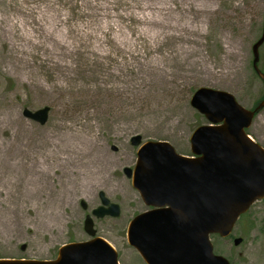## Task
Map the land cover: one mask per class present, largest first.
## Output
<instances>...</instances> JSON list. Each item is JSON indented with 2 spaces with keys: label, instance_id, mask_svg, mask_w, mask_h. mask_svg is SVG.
I'll return each instance as SVG.
<instances>
[{
  "label": "rangeland",
  "instance_id": "rangeland-1",
  "mask_svg": "<svg viewBox=\"0 0 264 264\" xmlns=\"http://www.w3.org/2000/svg\"><path fill=\"white\" fill-rule=\"evenodd\" d=\"M215 8L229 16L207 18L206 36L198 37L208 73L180 61L164 65L175 49L151 50L142 33L155 29L138 0H0V259L54 260L63 245L89 241L90 216L118 264H140L126 239L143 211L123 172L136 162L131 140L167 142L190 157L192 133L208 124L190 105L198 89L228 93L246 110L264 97L251 51L264 0H220ZM258 69L264 74V44ZM45 107L44 126L22 116ZM246 133L264 149V108ZM100 192L119 206L118 218L91 216ZM210 240L229 264H264V199L230 238Z\"/></svg>",
  "mask_w": 264,
  "mask_h": 264
},
{
  "label": "water",
  "instance_id": "water-1",
  "mask_svg": "<svg viewBox=\"0 0 264 264\" xmlns=\"http://www.w3.org/2000/svg\"><path fill=\"white\" fill-rule=\"evenodd\" d=\"M261 35L252 46V69L264 84L258 69ZM191 107L207 121L191 135V157L175 152L167 142L148 141L139 136L131 143L139 147L133 170L124 169L132 187L150 206L167 207L136 216L127 228V243L148 264H229L213 253L210 237L228 238L243 214L264 199V149L246 134L255 115L264 108V98L253 109L241 107L228 93L198 89ZM48 107L23 110L22 116L44 126ZM100 205L91 215L118 218L120 208L100 192ZM81 207L86 205L81 202ZM84 231L91 238L62 246L53 261L0 260V264H118L115 250L95 237L93 221L87 216ZM241 239H234L238 246ZM24 250V247L21 248Z\"/></svg>",
  "mask_w": 264,
  "mask_h": 264
},
{
  "label": "bare ground",
  "instance_id": "bare-ground-1",
  "mask_svg": "<svg viewBox=\"0 0 264 264\" xmlns=\"http://www.w3.org/2000/svg\"><path fill=\"white\" fill-rule=\"evenodd\" d=\"M148 5H146V3ZM177 2L180 7L175 8L174 2ZM220 0H138V6L141 10H149L148 16H143V21L148 26H153L155 30H148L142 33L146 37L149 44H151L152 51L159 48L158 46H165L167 48H174L173 53L164 55L162 62L165 66L177 61L189 63L200 70L208 71L207 68L202 67V57L198 54L199 40L198 37L206 36V20L215 15L224 16L221 9H216V2ZM237 9V8H235ZM239 9V8H238ZM244 12L243 9H241ZM155 14L157 15L155 17ZM173 14H175L173 18ZM172 15L171 19L167 16ZM196 38V39H195ZM157 46V48H156ZM178 60H174L177 59ZM161 58H153L154 62H159ZM202 65V66H201ZM211 70L209 69L208 73ZM19 149V147H18ZM28 158V152H26ZM39 162H37V166ZM22 166L24 163L22 162ZM39 168V166H38ZM40 175L46 176L45 173L36 169Z\"/></svg>",
  "mask_w": 264,
  "mask_h": 264
},
{
  "label": "flooded vegetation",
  "instance_id": "flooded-vegetation-1",
  "mask_svg": "<svg viewBox=\"0 0 264 264\" xmlns=\"http://www.w3.org/2000/svg\"><path fill=\"white\" fill-rule=\"evenodd\" d=\"M141 143H143V142H142V139H141ZM135 148L138 149V147H135ZM136 162H137V155H136ZM136 162L134 163L133 166H131V168H132V167H133V168L135 167ZM129 169H130V168H129ZM123 172H124V170H123ZM124 175H125V173H124ZM130 175H131L130 178L127 177L126 175H125V177H126L127 180L130 181L131 188L133 189L132 184H131L132 172H131ZM138 196H139L140 202H141V204H142V206H143V211H142L140 214H146V213H149V212H153V211H157V210L164 209V208H160V207H158V206H150V205L147 204V202H146L145 200H143V198L141 197V195L138 194ZM86 208H87V207H86ZM86 208H85V209L82 208V209L85 211ZM86 217H87V216H86ZM86 217H85V219H86ZM137 255H138V259H139V263H140V264H148V263H147V260H146L144 257H142L141 255H139L138 253H137Z\"/></svg>",
  "mask_w": 264,
  "mask_h": 264
}]
</instances>
